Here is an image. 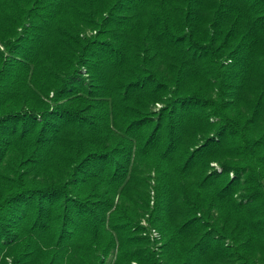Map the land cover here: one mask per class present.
I'll use <instances>...</instances> for the list:
<instances>
[{
	"label": "trees",
	"instance_id": "trees-1",
	"mask_svg": "<svg viewBox=\"0 0 264 264\" xmlns=\"http://www.w3.org/2000/svg\"><path fill=\"white\" fill-rule=\"evenodd\" d=\"M0 264H264V0H0Z\"/></svg>",
	"mask_w": 264,
	"mask_h": 264
}]
</instances>
